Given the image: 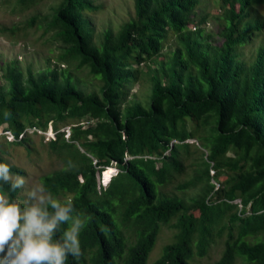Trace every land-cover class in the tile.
I'll return each mask as SVG.
<instances>
[{"label": "trees", "instance_id": "1", "mask_svg": "<svg viewBox=\"0 0 264 264\" xmlns=\"http://www.w3.org/2000/svg\"><path fill=\"white\" fill-rule=\"evenodd\" d=\"M206 1L135 0L134 16L118 32L106 29L95 39L87 14L96 8L93 0H60L47 28L63 45L61 58L102 80L99 92H87L65 70L0 63L8 82V89L0 85V126L16 137L0 141L30 148L37 132L26 128L46 131L54 124L50 144L69 169L41 181L55 197H72L76 212L87 217L78 264H147L165 225L176 229L175 239L153 264H191L223 236L224 250L213 264H264V46L243 56L264 31V0H220L223 42L215 46L202 29L190 27ZM170 32L180 45L165 65L159 58ZM151 62L161 66L147 77L152 93L146 103L124 108L140 67ZM63 121H71L69 138ZM191 140L204 157L176 188L196 194L161 191L185 173ZM0 163L24 174L1 149ZM107 166L118 172L104 186L99 174ZM21 190L0 184V192L23 205ZM256 236L263 238L249 240ZM66 264L77 261L69 256Z\"/></svg>", "mask_w": 264, "mask_h": 264}, {"label": "rangeland", "instance_id": "2", "mask_svg": "<svg viewBox=\"0 0 264 264\" xmlns=\"http://www.w3.org/2000/svg\"><path fill=\"white\" fill-rule=\"evenodd\" d=\"M93 2L96 8L87 14L94 27L95 39H99L106 29L118 32L121 26L135 14V0H93ZM59 3L60 0H34L28 4H20L17 0H0V63L14 59L18 61L23 70L29 68L34 71H44L49 68L65 70L70 72L87 92H99L103 84L102 80L94 76L89 68L78 67V61L61 58L64 53L63 45L47 28L46 20L52 17ZM259 11L264 17V7H259ZM197 14L195 21L190 26L191 29L193 31L202 29L203 35L209 43L214 46L221 45L223 39L220 31L223 27V20L221 18L220 0H207L199 7ZM33 17L36 18L35 22L34 25L30 26L27 22ZM12 27H15L14 31L11 30ZM5 28L7 30H4ZM263 32L254 42L244 47V57H251L256 53L259 46H264ZM179 45L177 34L170 32L165 41L163 55L159 60H163L165 65H170L172 53ZM157 68L160 69L161 66L154 62L140 67L139 79L132 84L127 96L122 99L124 108L135 101L146 103L152 93V84L147 77L154 73ZM0 85L8 89V82L2 75V71H0ZM59 125L61 129L66 130L65 135L69 134L68 127H70L71 121L59 122ZM3 126H0V130ZM53 128L54 124L50 123L47 131L33 134L30 148H27V145L8 144L0 141V149L5 158L10 164L24 170V174L19 175L26 179V184L21 190V202H24L26 192L33 184H42V176L69 169L63 156L51 147L50 140L55 138ZM191 142L195 143H192L190 150L184 151L183 155L186 166L185 173L176 175L171 183L160 187L161 191L165 193L174 192L186 198L196 194V190H190L183 194L176 188L178 183L194 175L198 167L197 163L201 162L204 157V149L199 142L197 140H191ZM115 174L113 173V175ZM13 175L15 176V174ZM56 197L61 200L66 198L63 195ZM173 223L175 220L171 221V224ZM175 232L176 229L173 227L167 225L162 227L147 264H153L154 260L161 255L164 246L175 239ZM225 238L226 236L219 238L205 257L195 256L193 261L191 260V264H213L217 261L224 250ZM261 238L263 236L249 237V240L254 241ZM235 264L246 263L238 259Z\"/></svg>", "mask_w": 264, "mask_h": 264}, {"label": "clouds", "instance_id": "3", "mask_svg": "<svg viewBox=\"0 0 264 264\" xmlns=\"http://www.w3.org/2000/svg\"><path fill=\"white\" fill-rule=\"evenodd\" d=\"M0 184L15 192L24 188L26 179L0 163ZM86 221L72 197L61 200L41 183L27 190L23 205L0 192V264H66L69 256L78 264Z\"/></svg>", "mask_w": 264, "mask_h": 264}, {"label": "built area", "instance_id": "4", "mask_svg": "<svg viewBox=\"0 0 264 264\" xmlns=\"http://www.w3.org/2000/svg\"><path fill=\"white\" fill-rule=\"evenodd\" d=\"M69 128V134H67V135H65L67 138H69L70 137V133H71V131H70V127H68ZM33 129V130H32ZM54 129V128H53ZM30 130H32V131H30ZM62 130H64V131H66L65 129H62ZM25 131H27L28 133H33V132H45V130H41V129H39V128H37V127H28V128H26V130ZM47 131V130H46ZM25 133V132H24ZM54 134H56V132L54 133ZM0 136H4V137H6L9 141H14L15 139H16V137H15V134L13 133V131L10 129V128H8V126H3L2 128H1V130H0ZM23 136V134L21 135V137ZM112 167H114L113 168V172H112V175H113V173H117L118 172V169H117V167L116 166H112ZM108 169V167H106V168H103L102 169V174H101V178H100V180H99V182L100 183H102L104 186H106L108 183V181H106L105 180V177H104V174H105V171Z\"/></svg>", "mask_w": 264, "mask_h": 264}, {"label": "bare ground", "instance_id": "5", "mask_svg": "<svg viewBox=\"0 0 264 264\" xmlns=\"http://www.w3.org/2000/svg\"><path fill=\"white\" fill-rule=\"evenodd\" d=\"M113 168L114 167L111 166L105 171L104 177L106 180L110 179V177L112 176Z\"/></svg>", "mask_w": 264, "mask_h": 264}]
</instances>
